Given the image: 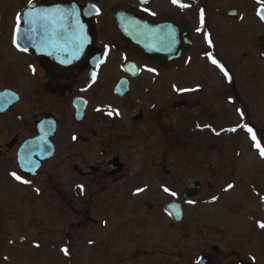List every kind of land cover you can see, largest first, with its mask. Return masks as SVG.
<instances>
[{"label": "flooded vegetation", "instance_id": "obj_1", "mask_svg": "<svg viewBox=\"0 0 264 264\" xmlns=\"http://www.w3.org/2000/svg\"><path fill=\"white\" fill-rule=\"evenodd\" d=\"M4 1L12 2V5L8 10V13L11 12L9 19L0 18V44L5 45L9 51V61L0 52L4 58L3 63H0V92L13 91L19 95V101L0 112V182L13 185V172L22 180L29 181L30 188L24 190L22 197L45 198L47 205L44 212L52 215V218L48 216V226H42L41 229L32 226H0V264H73L66 261L70 257L68 243L95 247L89 259L92 262L100 260L94 263L151 264L158 261L159 264H188L191 251L187 239L191 226H182L184 228L179 240L181 246L166 245L164 242L171 240L173 224L164 222L167 217L162 208L161 214L158 211L162 204L149 200L151 191H146L148 198L142 200L143 191L123 189L129 161H134L137 156L134 150L136 144L130 142L138 134L136 127H129L125 134L119 128L121 124L112 120L115 118L109 115L108 106H102L104 112H97L101 105L92 103L91 97L95 96L93 94L97 93L96 88L100 86L107 92L106 97L114 102L112 106L115 108L129 96H139L142 87L147 84L149 87L157 86L161 81V85L168 84L169 87L170 83L177 80L180 70L186 71L193 65L200 69L203 81L207 77L206 81L212 80L215 83L213 90L207 88L213 102L215 100L219 104L222 98L231 100L232 111H243L246 115L243 123L251 127L262 141V123L258 126L251 118L262 112L260 106L259 110L255 109L254 103L264 105V20L257 15L262 5L257 0H179V3L187 4V7L173 4L172 0H31V4L29 0ZM29 6L40 9L63 8L69 13L72 8L78 10L79 15L75 18L83 25L84 37H90V40L83 45V56L75 72L67 75L59 73L69 68L66 63L68 60L62 63L52 47L41 46L43 54L37 58L35 50L30 46H26L28 50L23 52L13 45L15 17ZM201 9L204 10L202 28ZM70 19L71 16L68 19L69 35L75 22ZM167 24L165 29H168L173 39L170 47L172 50L174 47L180 55L165 58V64H162L152 59L151 54L155 50L152 45L155 42L150 35L156 33L155 29H151L152 25L157 27ZM21 27L26 29L28 26L22 24ZM242 27L250 33L254 32L250 38L244 36L245 46L239 48L240 53H237L236 40L228 43V64L215 51L213 44H217L218 39H232L237 30L244 31ZM120 28L126 31L127 36H137L140 44L138 48L131 47ZM197 28H201V31L197 32ZM157 31L164 34L161 30ZM205 33L212 42V52L207 50L210 46L205 40ZM206 53H211L225 66L230 81L211 63ZM243 63L255 66L260 71V89L255 98L249 94L244 99L243 94L239 95L236 91L237 81L246 85L249 80L237 79L232 74V69L242 72ZM93 72L96 73L94 80ZM165 79L167 84L164 83ZM12 83L23 86V90L14 89ZM119 84L124 87L120 92L127 91L122 96L114 92ZM185 85L181 88L193 87L195 91L179 94L176 91L180 95L176 101L179 107L170 101L169 96L168 107L173 111H169L171 114L164 112L160 116L166 126L167 151L175 143L186 141L181 136L186 127L190 126L188 118L193 107L189 97L196 102L194 95L202 91L197 85ZM204 106L194 109L195 112L190 116H197ZM211 107L214 109V104ZM135 108L139 107L134 106L132 110ZM38 109H41V116L36 114ZM113 113L119 116V112ZM44 115H48L49 121L55 125L49 139L52 156L43 161L36 159L39 169L37 174L22 175L16 164L17 149L23 142L38 137L37 125ZM76 115L79 119H76ZM131 115L127 119L132 124ZM173 116H176V120H173L177 121L175 124L171 120ZM109 117L112 121L110 124ZM142 118H145L144 112ZM200 122L191 119L189 130L203 134L207 124ZM242 125H238L232 134L237 133ZM174 129L177 131L172 133ZM244 134L252 141L247 131ZM166 162L164 160L157 167L161 168L167 178L170 171ZM17 184L23 187L27 183L18 181ZM78 185L82 186L83 191ZM42 203L41 199L40 205ZM62 212L68 215V222H61ZM125 213H129L126 219ZM154 215L160 216L163 221H151ZM22 219L21 225L29 221L28 218ZM157 226L168 227L162 232ZM62 232L66 244L60 243ZM157 240L165 245L156 244ZM231 246L229 244L227 248L218 250L214 244L209 245L207 240H199L196 257L203 259L204 264H212L217 258H222L227 264H245L249 261L242 258L236 245L233 244V248ZM62 248L68 249L67 255L61 251Z\"/></svg>", "mask_w": 264, "mask_h": 264}, {"label": "rangeland", "instance_id": "obj_2", "mask_svg": "<svg viewBox=\"0 0 264 264\" xmlns=\"http://www.w3.org/2000/svg\"><path fill=\"white\" fill-rule=\"evenodd\" d=\"M11 5L12 2L0 0V18L9 19L11 12L8 13V10ZM242 30L244 31L237 30L232 39H218L217 44H213L215 51L217 50L216 52L228 64H230L228 58V43L236 40L237 53H240L239 48L245 46L244 36L250 38L254 32L250 33L245 28ZM207 50L212 52L213 48L210 47ZM0 52L6 56V61H9V51L5 45L0 44ZM3 60V56L0 55V63H3ZM230 68L232 69V66ZM241 69L242 72L239 69H232V74L237 79L247 78L249 80L246 81V85L237 81L235 85L236 91L239 95L243 94L244 97L242 98L244 99L249 94L255 98V95L258 94L260 89V71L257 67H250L246 63L242 64ZM206 79L207 77L203 81L204 77L200 69L192 65L186 71L180 70L177 75V80L170 83L169 87L166 79L164 83L167 86L161 85V81L157 86L149 87L147 84L142 87L143 91L140 92L139 96L135 97L133 94L129 98L121 101L120 105H117L115 108L112 106L114 102L111 98L106 97L107 92L100 86H97V93L93 94L95 96L90 97L92 103L101 105L98 107L99 110L97 112H104L102 106H108L106 108L108 113H111L109 115L115 118L112 120L121 124L119 128L125 134L129 130V127L133 128L135 126L136 128H134L138 131V134L130 141L136 144L134 150L137 156L134 161H129L128 171L125 172L123 189L130 191L143 189L144 194H141L142 200H147L148 196L146 191H151L149 200H154L156 203L162 204L158 209L160 214L164 203H168L169 201L181 202L184 210L183 222L179 225L172 223V237L169 240L171 242L165 241L164 243L166 245L181 246L179 240L181 239L180 234L184 228L182 226H191L188 229L187 239L188 249L191 251L188 257V264L196 258L197 253L195 250L197 249L199 240H207L209 245L214 244L218 250L227 248L226 246L229 244L232 246L234 244L244 260L252 261V263L250 262L251 264H264V229H261L257 223L258 221L264 222V200L261 199V197H264V163L261 160L264 157H261L259 150L253 146V142L249 138H246L244 135L246 133L244 127L235 134L225 130L234 128L238 124L246 125L243 123L246 115L243 111L234 113L228 104L225 105L226 99L223 100L222 98L219 104L215 100L213 102L207 88L213 90L215 83L212 80L206 81ZM221 82L223 83L222 80ZM13 84L12 87L14 89L23 90V86ZM185 84H189V87L197 85L204 91L199 90V93L194 95L196 102L189 97L191 107H193V110H190V112L194 113V109H200L204 104L206 106L199 111L197 116H190L193 114L189 113L188 125L190 126L188 128L186 127L184 135L181 136L186 141L183 143H175L173 145L174 150L170 149V151H167V147L161 144L166 140V126L163 118L160 116L164 112L171 114L169 111H173V109L168 107L169 101L167 100L169 96L171 97L170 101L176 107H179V103H177V99L180 98V95H178L179 91L176 94L177 90H174L173 86H176V89H180L186 86ZM190 89L194 88L191 87ZM229 101L231 102V100ZM20 103L18 106H20ZM195 103L201 104V106H197ZM211 104H214V109H212ZM257 104L254 103L255 109L259 110L260 106L262 112L258 115L255 114L256 116H252L251 118L258 126L262 123V128L260 126V129L264 130V105L260 102ZM134 106L142 109L145 114L143 121L137 125L134 123L131 124L127 119V116L129 114L131 115ZM31 111L36 113L35 110ZM37 111L36 114H39L37 116H41V109ZM114 111L119 112V116L114 114ZM191 119L198 122L200 120L201 124H207L203 134L189 130L191 128ZM171 120H176V116H173ZM110 122L112 121L109 117L108 124ZM176 122L173 121L174 124ZM176 131L174 129L172 133ZM217 133H219V136ZM257 140L263 148L264 139L261 141V138L258 137ZM164 160L167 161V169L170 171V176L167 178L164 177L161 168L158 169L157 167V165H162ZM189 180H198L202 184L201 193L193 200V203L184 202L179 196L184 184ZM229 184L233 185L231 188L233 191H228L230 190L227 188ZM29 186L30 183L21 187L16 184L10 185L5 182H0V226H32L36 229H41L42 226H48L49 222L47 220L49 219V214H45L44 212L45 206L47 205L46 199L41 198L43 203L40 205V197H22L25 194L24 190L26 188L29 190ZM165 187L176 192L177 195L173 197L164 192L163 189ZM225 189L228 190L225 191ZM29 194L31 195V193ZM214 197L215 199H213ZM11 213L14 214L11 215ZM12 216L15 219L11 221L9 217L11 218ZM128 216L129 213H125V219ZM49 217L52 218V215ZM60 217L61 221L68 222L69 220L68 215L64 212H62ZM22 218H28L29 221L21 225L20 222H23ZM161 220L163 221V218L160 216L156 217L154 215L151 218V221L160 222ZM164 222L166 224L171 223L167 219ZM167 227L157 226L162 232ZM63 228L64 226H62ZM63 233H61L60 243L66 244L67 242L63 240ZM157 241L156 244L160 245L162 243L161 240ZM183 243L185 245V242ZM82 245L87 247H81ZM232 246L231 248H233ZM68 248L70 257L66 261L69 263L92 264L100 260L95 259L92 262V259H89V255L94 254L95 247H90L87 244L74 245L68 243ZM156 263L159 264L158 261H154L151 264ZM94 264L102 263L98 262ZM172 264L175 263L173 262ZM212 264L227 263L222 258H217Z\"/></svg>", "mask_w": 264, "mask_h": 264}, {"label": "snow or ice", "instance_id": "obj_3", "mask_svg": "<svg viewBox=\"0 0 264 264\" xmlns=\"http://www.w3.org/2000/svg\"><path fill=\"white\" fill-rule=\"evenodd\" d=\"M29 3L31 4V0H29ZM173 4H179L180 7H187V4L179 3V0H172ZM258 4L262 5V9L257 10V15L260 17L261 20H264V14H262V10H264V0H257ZM94 7V6H93ZM98 11V10H97ZM147 11V9H145ZM69 16H72L74 19L73 24V31L69 35L68 33V19ZM76 14L75 11L69 13L66 12L63 9L60 8H51V9H40V8H34L29 10L27 13H18L15 17V26L13 28V34H12V43L15 47L18 48V50L26 52L28 50L27 47H21V45L18 43V40L20 39H26L27 41L31 42L32 46H37V31L39 29L40 37H39V45H42L44 47H52L54 49L60 50H67L70 46L73 49V57H76L79 55V52L82 51L83 45L86 42V38L83 34V25L80 24L79 19L75 18ZM25 24L28 27L25 29L24 33H21V25ZM200 24L201 28L204 25V10L201 9L200 11ZM201 28H197L196 31H201ZM205 40L208 42L209 46H212L211 40L208 39L207 33H205ZM105 55H107V50H105ZM208 56V59L211 61L213 65H215L217 68L220 69V71L223 73L225 78H227L229 81L231 80V77L229 75V72L226 70L225 66L220 63L216 58L213 57L211 53H206ZM102 62V61H99ZM149 71H153L152 69H149ZM96 77V73H92L93 80ZM123 83V82H122ZM174 90H177L179 92H185V91H194V89H176L175 86ZM8 95V94H3ZM99 110V109H98ZM239 111V110H238ZM111 114V113H109ZM242 127L245 128V130L250 134V137L253 141V146L257 148L260 152L261 157H264V148L261 147L260 142L257 140L256 135L253 132V129L251 127H248L247 125H243ZM228 131H236L235 128L228 129ZM75 139V137H73ZM11 175L21 183H29L27 180H22L20 176L16 175L15 172L11 173ZM81 191H83L82 186ZM233 185L229 184L227 186L228 189L232 188ZM143 191V189H137V192ZM164 192L168 193L169 195L175 197L177 195L176 192L171 191L169 188L165 187L163 189ZM227 191V189H225ZM215 199V197L213 198ZM262 200H264V197H261ZM189 203H193V201H189ZM172 207H177L173 205ZM179 211L176 212L177 218H179ZM258 226L261 229H264V222H257ZM61 251L65 253V255L68 254V249L62 248ZM199 264V261L197 262Z\"/></svg>", "mask_w": 264, "mask_h": 264}, {"label": "water", "instance_id": "obj_4", "mask_svg": "<svg viewBox=\"0 0 264 264\" xmlns=\"http://www.w3.org/2000/svg\"><path fill=\"white\" fill-rule=\"evenodd\" d=\"M70 11L71 12L75 11L76 16H78V10L77 9L72 8ZM24 13H27V11H25ZM70 21L74 22V19L72 16H71ZM158 28H163L165 31L168 30V29L166 30L165 26H163V25L158 27ZM121 31L124 32L123 33L124 36H126L129 39V41L132 43V45L137 44L136 43L137 37H134L132 35L127 36V34L125 33L126 31H124L123 29H121ZM164 36L167 40V44L162 46L163 47L162 50H159V46L157 47L158 50L152 49L154 52L151 54L153 57L152 58L153 61H158L162 64H165L164 63L165 58H169V57L176 58V57H179V55H180L179 52L178 53L176 52V49L174 47H173V50L170 47L171 46L170 41L173 42V39L171 38L172 35H169L167 33V34H164ZM154 39H155L154 37H151V40H154ZM18 43L20 45H23V39L18 40ZM59 53L64 54V55L66 53L67 56H70L71 57V58H69L70 62H72V61L76 62L80 56V54H79L78 56L73 57V51L68 52V51H65L63 49H60ZM60 56H63V55H60ZM61 62H62V59H61ZM62 72L67 73V71H62ZM141 118H142L141 111L135 110V112L132 116V119L134 121H139ZM54 128H55V125L51 121H49V116L46 115L45 118L37 125L38 137L33 139V140L25 142L24 145L20 148L18 159H22V161H23L22 166L20 165V169L23 173L31 174L32 172L27 170V169H30L34 165H36L38 167V162L36 159H38L39 161H42V160H46L52 156V153H53L52 147L49 145V143H47V140L53 135ZM49 130H50V132L47 133ZM199 192H200V184L197 181H189L185 184V187L181 193V196L184 199H191L192 197L197 196L199 194ZM173 205H175L177 207H172ZM163 211L169 216V218L173 222L179 223L182 221L183 215H182V209H181L180 204H178V203L168 204V205L163 207ZM177 211H179V213H180L179 218H177V216H176ZM197 262H195L193 264H197ZM199 264H204V261H199Z\"/></svg>", "mask_w": 264, "mask_h": 264}]
</instances>
